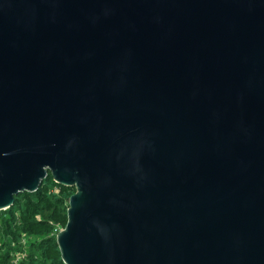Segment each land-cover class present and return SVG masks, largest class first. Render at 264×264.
Returning a JSON list of instances; mask_svg holds the SVG:
<instances>
[{
	"label": "water",
	"instance_id": "95a60500",
	"mask_svg": "<svg viewBox=\"0 0 264 264\" xmlns=\"http://www.w3.org/2000/svg\"><path fill=\"white\" fill-rule=\"evenodd\" d=\"M48 174L64 264H264V0H0V210Z\"/></svg>",
	"mask_w": 264,
	"mask_h": 264
},
{
	"label": "trees",
	"instance_id": "16d2710c",
	"mask_svg": "<svg viewBox=\"0 0 264 264\" xmlns=\"http://www.w3.org/2000/svg\"><path fill=\"white\" fill-rule=\"evenodd\" d=\"M73 192L48 174L36 191L17 194L0 210V264H64L56 233L66 224Z\"/></svg>",
	"mask_w": 264,
	"mask_h": 264
},
{
	"label": "rangeland",
	"instance_id": "374dc122",
	"mask_svg": "<svg viewBox=\"0 0 264 264\" xmlns=\"http://www.w3.org/2000/svg\"><path fill=\"white\" fill-rule=\"evenodd\" d=\"M57 229H59V230H60V229H62V227H61V226H58V228H57Z\"/></svg>",
	"mask_w": 264,
	"mask_h": 264
},
{
	"label": "built area",
	"instance_id": "2783aa9c",
	"mask_svg": "<svg viewBox=\"0 0 264 264\" xmlns=\"http://www.w3.org/2000/svg\"><path fill=\"white\" fill-rule=\"evenodd\" d=\"M25 242V240H23Z\"/></svg>",
	"mask_w": 264,
	"mask_h": 264
}]
</instances>
